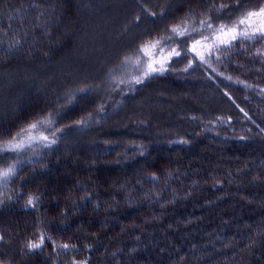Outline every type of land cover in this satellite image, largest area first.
Returning a JSON list of instances; mask_svg holds the SVG:
<instances>
[{"label": "rangeland", "instance_id": "1", "mask_svg": "<svg viewBox=\"0 0 264 264\" xmlns=\"http://www.w3.org/2000/svg\"><path fill=\"white\" fill-rule=\"evenodd\" d=\"M237 1L238 3L234 7L245 6L243 3L247 2L246 0H242L243 2L240 3L239 0ZM142 2L147 3L148 9L152 11L151 13L143 7ZM255 2L248 11L258 10L259 7L264 6V0H256ZM214 3L220 4L216 7ZM231 3L232 0H0V145L5 144L12 137H15L18 132L37 120L51 116L52 120L57 123V125L50 124L34 130L32 135L35 139L31 142L30 147L26 146L20 152L5 151L0 153V171L6 170L9 166H14L15 170L20 169L21 171L23 168L29 170L26 176L21 175L24 177L21 180L7 178L4 179L5 183L0 184V212L9 205L16 206L19 201H21L19 202L20 205L28 204L29 198H32L33 204L28 205L36 206L37 224L33 223L38 226V224H42L40 207L37 206L39 201L36 204L37 198H39L45 202L42 209L46 207L45 210L48 211L47 221L50 224L51 221L49 220L52 218L50 209L53 208V203H55L54 200L48 201L50 199L49 192H52L51 189L47 190L48 186H44L45 192L42 190L39 194H35L34 190H27L25 193V189L21 188L24 187L26 181L35 180L36 169L43 167L41 164L43 158L51 155L58 159V157H65L67 153L78 151V153L75 152L77 158L75 160L78 163V159H81L80 154L83 151L85 158L89 155L92 157V159L87 158L88 161H85V163H90L88 165L93 167L90 174H95V168L98 167L96 165L102 163L103 157L100 155L101 150L96 152L95 148L97 147L92 148L94 143L90 138L100 130L99 127L108 126L111 122L124 123L136 111L139 112L138 114L148 112L149 116L155 117L156 112L165 113L176 107L173 111L175 116L178 113L177 107L179 105L181 107L179 103L187 101L183 100L185 97L184 90L186 89H182L180 93L176 91L184 87L173 88L176 87L175 85L178 84L177 81L180 79L178 67L171 65L173 72L170 79L167 78L166 72L169 70L168 65L179 60L182 56L187 60L183 69L190 65L193 66L196 59V62L205 65L211 73L210 76H215L219 82L224 81L226 84L237 87H241L242 84L246 86L248 91L245 88L243 89L247 96L245 100L251 99L249 95L254 89H256L260 98L264 97V85L262 83L242 77V74L234 68V70L230 69L229 71L224 69L226 66L223 64V59L231 55V51L228 52L229 47L242 43L240 47L250 51L252 47L263 41L262 39L249 40L240 37L231 41L230 45L220 43L222 40L231 39L232 32L230 29L233 24L228 18L234 11L231 10ZM221 4L225 5L222 9ZM137 9H140L141 14L143 13L140 20L136 18L139 16L136 14ZM121 14L123 18H120ZM201 15L203 16L201 17ZM201 21H207L212 27H207V24L202 25ZM221 26H227V28L223 32H219L218 29ZM258 26L259 21L253 18L250 25H238L237 30H247L251 34L253 28ZM174 27L178 28V31L186 30V34H173L171 30ZM205 36L208 37L207 40L203 39ZM137 37L139 38L136 39L135 47L138 54L130 58L122 55V49L132 46L130 45L131 42ZM143 40L144 42H142ZM156 41H159L157 47L147 49L146 53L140 51V47L146 42ZM195 41H200V44L195 45L196 52L202 53L208 61L207 63L201 62L192 51ZM216 45H219V47ZM96 48L99 50L95 51ZM173 49L179 52L180 55H172ZM224 49H228L227 54L221 55L220 53ZM120 59L124 61L126 66L120 62ZM149 62H153L154 67H160L163 64V72L144 77L143 72ZM242 62L246 63L247 59H243ZM73 63H78V66H85V68L72 65L76 69H71L70 65ZM120 63L123 67L119 69V73H116ZM248 64L251 66L250 63ZM103 69H107L105 73ZM83 73H86V75L83 76ZM79 75L84 79L79 80ZM137 78H140L142 82L136 83ZM163 78L167 79L163 80ZM158 79L161 80L156 81ZM125 84L127 90L124 88ZM223 88L226 93L222 96L216 94L211 97H197L205 99L202 100V104H199V109L212 110V108H215L217 113L211 112L207 120V122L212 123V126L220 128L219 125L225 123V130L232 131L231 135H235L244 141L255 139L253 142V144L256 143V150L253 151L255 160L253 158L252 161L255 162V166L264 165V150L262 149V145H264V127L257 120H253L254 118L248 108L241 104L238 105L236 101V104L232 103V105L242 115L240 113L235 114L237 115L236 120H232L230 123L232 116L225 114V112L228 111L229 97L233 98V95L230 90L224 86ZM142 90H148L149 93L153 91L154 93L152 96L141 98V93H136ZM125 92L131 94L133 98V106H131L132 110L130 112L123 110L122 107L116 109L113 105L114 102L121 101V95ZM170 97L173 102H171ZM164 100H167V102H163ZM22 114L24 115L22 116ZM194 115L192 114V116ZM174 116H171V118L174 119ZM99 117L101 118L99 119ZM249 121L254 125H251ZM160 122L156 124L153 121L151 123L156 124V127L159 128ZM49 128L51 131L48 130ZM163 129L161 130L163 131ZM225 130L223 134H229ZM156 132L160 133L159 131ZM43 136H47L48 140L42 139ZM182 137L178 136L176 140ZM171 138L168 141H171ZM52 140H55V143H51ZM25 143L27 144V141ZM124 144L126 142L120 146ZM47 145H49L48 149L41 152L40 150L45 149ZM117 150L119 151L118 148ZM136 150L140 152L138 149ZM112 153L116 157V154ZM172 153L170 156L176 159L171 158L168 164L173 167L176 166L177 170L180 166H183L184 169L187 168V175L196 171L187 177L190 182L185 185V188L189 191L198 188L197 195L188 202L189 200L185 198L187 197L186 193L189 191H183L176 196L177 201L167 198L158 208H152L149 205L138 208L136 206L137 213L141 212L138 214L144 216L137 214L124 217L125 219H117L116 226L108 215L118 206L113 209V207L108 208L107 205L101 212L95 208L96 215L100 214L103 217L100 220L102 227H98V231L110 232L116 230L119 226L123 227L120 228L121 231H124L125 228L136 229V227H139L138 232H140L142 230L141 226H143L142 223L151 225V228L145 231L148 235L146 239L147 248L155 244L157 247L154 248L153 246L154 249L150 254L157 257L162 256L165 261L171 264L177 262L178 258L181 257L189 260L185 264H203L201 260H195L198 257L197 254L192 255V260H190L188 254L186 256L177 255V242L181 245H187L186 239L192 237L196 238L195 240L198 243L196 245H199L198 240L200 239L198 236L202 241L207 236L212 237L215 242L220 243H217L220 250H229L234 245H245L244 247L248 250V247L252 249L256 246L255 242L264 243V228L257 229L255 233L251 232L252 235L248 234L246 237L239 238L237 236V239L235 236L237 231L232 232L231 227L225 229L219 223H213V225L211 221L206 223V208L209 206L211 209H216L215 203L219 202L218 204H221L222 201H214V199L206 201L207 198H204V196H208L210 193L211 196L217 194L218 199L223 194L228 198V202L237 208L240 213V221H238L240 224L238 226H243L244 231H247L252 224L260 222L257 218H252L249 210L244 213L240 212L257 203L256 201L254 203V194L251 193L257 190L249 186L254 178L249 175L245 168L236 166L240 165L238 159H235L232 155L228 156L226 157L227 161L234 166L226 163L221 167L219 163H214L218 157L222 156L218 152L211 154L214 160L211 163L213 165L204 161L200 150L191 154L190 158L184 156L181 148L172 151ZM179 153H181L180 156L177 155ZM258 153L260 158H258ZM77 154L80 155L79 158ZM123 154L122 152L120 157ZM114 156L110 155L111 158H115ZM230 166L234 167L229 172L231 175L222 176L225 169ZM208 170L214 178L212 176L206 178L208 177ZM163 171L160 167L158 168L159 173H163ZM52 172L51 170L50 173ZM183 173L185 174V172ZM187 178L186 180H188ZM87 179L89 180V178ZM233 180H239L243 183L245 191L250 192L249 195L246 192L243 194L235 192L231 188V185L234 184ZM19 181L22 185L16 187ZM90 183H94V186L99 184L96 180L91 182V179ZM201 184L208 186V188L201 190ZM216 185H220L221 190L217 191ZM261 185L264 186L262 183ZM261 185L255 186L260 189ZM154 192L152 189L146 191L151 196L154 195ZM42 193H44L43 196H40ZM54 193L56 195L60 194L56 190H54ZM20 195H23V197ZM51 198L53 199L52 196ZM117 201L113 200V203H117ZM108 202L111 204L109 200ZM261 204L264 209V201ZM131 205H134V203ZM158 215L159 217H157ZM73 216L75 217L77 214L73 213ZM119 216L121 215L118 212L116 218ZM134 217H137L136 220L138 217L140 219L126 225V219L132 220ZM67 219L72 218L69 216ZM263 219L264 216L262 221ZM61 224L66 223L62 222ZM85 224H88L87 227L84 226ZM125 225L126 227H124ZM91 227L89 223L82 222L77 229L88 234ZM47 228L53 229L50 225ZM176 234H179V241L174 242L171 236ZM251 238H253L252 241ZM128 239L127 244H130L124 245L121 243L122 246L118 247V252L122 250L121 252L124 255H134L136 251H141L145 247L146 243L141 235H136L134 239L128 237ZM44 241L47 240L44 239ZM36 242H39V240ZM203 243L200 246L204 248L205 252L209 250L210 255L214 248L213 245L208 241ZM95 248H98V250H95L96 252H100V243H95ZM185 248L187 249V246ZM2 250L3 248L0 246V264H12L8 261L9 259L4 258ZM108 253L110 254L109 251ZM114 253L115 250L110 255L114 256ZM25 257L22 259L28 262L27 256Z\"/></svg>", "mask_w": 264, "mask_h": 264}, {"label": "trees", "instance_id": "2", "mask_svg": "<svg viewBox=\"0 0 264 264\" xmlns=\"http://www.w3.org/2000/svg\"><path fill=\"white\" fill-rule=\"evenodd\" d=\"M240 2H243V1L239 0V3ZM232 3L233 5H236L238 1L232 0ZM255 3L256 2L250 4L246 9H250ZM219 4H215L216 7H218ZM231 10L233 11L234 9H231ZM202 16L203 15H201V17ZM262 40H263L262 42H259L260 44H258L255 47H252L250 51H246L244 50V47H240L242 43L239 45H233L229 47L228 52L230 53L231 51L230 53L231 55L223 59V64L224 66H226V67L223 66L224 69L227 71H229L230 69L231 70L235 69L238 73L242 74V77H245L255 82L262 83L264 85V56H263L264 55V39ZM246 47L247 46L245 45V48ZM226 58H230L231 60L228 61L226 60ZM243 59H247V62L243 63L242 62ZM186 61L187 60L185 59V57L182 56L179 60L173 62V65L178 67V70L180 71L179 73L180 77H185L186 75L191 76L192 74V72L182 71ZM248 63H250L251 66ZM82 68H85V67H82ZM174 70H177V69H174ZM172 72H173V69L170 71V75L169 74L167 75V78L170 79L172 77L171 76ZM198 73L200 75L199 77L202 78L200 82H196L192 78L187 79L188 84L190 85L194 84L193 85L194 88H197L196 90L194 89L196 93L195 97L203 98V96L201 95L202 93H206L210 97L216 94H220L221 96L223 95L218 91V89L216 90L211 89V85L213 86L215 85L212 82H210V80L207 78L206 75L204 76V74L200 72ZM166 79L163 78V80H166ZM181 79L183 78H180L177 81L178 84L175 85L176 87H173V88L176 89L178 87L179 89V86L184 87L180 81ZM159 80L161 79H158L156 81H159ZM220 83L222 86H224L226 89L229 90V88L226 87L223 84V82H220ZM182 89L184 88H181L177 90L176 92L181 93ZM184 91H185L186 97L187 96L191 98L193 97L188 90H184ZM210 91L211 93H209ZM150 92L152 93L143 94L141 98H146L149 95L152 96L154 92L153 91H150ZM136 94H138V92ZM238 94H239V99L236 98L237 101L242 106L248 108L252 117L254 118L253 120H257V122L260 125L262 124V126L264 127V97L257 98L254 96L253 98H251L252 100L251 99L245 100L241 97V93H238ZM121 98H122L121 101H116L114 102L113 105L116 107V109H119V108L121 109L122 107L123 110H126V111L128 110L130 112V110H132L131 106H133L132 105L133 98L131 97V94L121 95ZM170 100L171 102H173L172 98ZM163 102H167V100H164ZM185 102L186 103L181 104V106L188 104V101H185ZM175 108L176 107H174L173 110L170 109L168 112H165V113L156 112V115H159V114L162 115L159 117L149 116L148 112H141L140 113L141 115H140L138 114L139 112L136 111L132 113L124 123L123 122L121 123L111 122L108 125V127H118V125H120L121 127H123V130L125 132L131 133L132 131L138 132L139 129L143 127V125H145L146 123H150L151 130H153L154 132L156 131L162 132L161 127L158 128L154 126L151 122L154 121L155 123V119H157L158 121H161V123L174 122V119L171 118V116H174L173 111L175 110ZM177 109L179 108L177 107ZM203 109L205 110L207 108H203ZM182 112H184L185 115L188 114L187 110L183 109ZM23 115L24 114H22V116ZM114 115H116V113H114ZM249 123L251 125H254L251 121H249ZM100 132L101 130H98L97 133L99 134ZM226 132L229 133V134H224L227 138H230V139L238 138L235 135H231L232 131L227 130ZM216 133H217L216 135H222V133L220 132H216ZM165 137L167 141H165L162 144H154L153 148L151 149L149 148V146L147 148L148 142H146L143 139H139L140 144H139L138 151H140L139 153L147 151L145 152L147 155L151 152V156L147 158L156 157V159L152 161L154 162V164L152 163L148 164L149 171L151 172V175L153 177L158 178V179H161L163 177V173L158 172L159 167L161 170H164L161 166V163H163L166 167L171 169L173 172L176 170L173 176L177 178L179 177L177 167L175 166L172 167L170 164H168V161H171L170 160L171 158L172 159H176V158L170 155L166 157L165 152H164V149H166L167 143L169 142L168 140L170 139L166 135ZM130 140L132 139L130 138ZM178 144H182L183 147L188 148L187 154L186 152H183L184 156L188 158H190L191 154H194L193 149L196 150L195 152L199 151V149H197L194 143V140L189 138L187 135L183 136L181 139H178L174 143L173 147ZM110 145L111 144H108L107 146L109 147ZM123 146H125V144ZM109 148L112 150L110 155L114 156V154L112 153L114 152L117 157L120 156L121 153L119 154L117 150L118 148L119 151L121 152L120 148L122 149V147L120 145H117L113 148V144H112ZM96 149L97 148H95V151ZM122 152L126 154L123 151V149H122ZM180 154L181 153L177 155L180 156ZM80 155H81V161H83L85 158L84 152L82 151ZM80 155L77 154V156H80ZM138 155L139 154H137V156ZM71 157L69 156V157H61V158L58 157V159L56 158L49 159L48 161H46L45 165L43 164V167L38 168V170L36 169L35 180L31 182L26 181V184L24 185V187L23 186L21 187L25 189V193L27 190L28 191L34 190L35 194H39V192H42V190L43 192H45L44 186H48L47 190L49 188L51 189L52 192H49L50 199H48V201L54 200L55 203H53V208L50 209L51 217H52L49 220L51 221L50 224L47 221L48 211L45 210L46 207L42 209V206L44 205L43 203L45 202H43L39 198H37L36 204L39 201V204H37V206L40 207L39 209L41 212L40 216L42 217L41 218L42 224L40 225L38 224V226L35 225L37 221V213L35 211L36 206L32 207L28 204L20 205L19 202L21 201H19L16 204V206L9 205V207H4V209L0 212V237H2V239H0V246L3 248L2 253L4 255V258L9 259L8 261H10V263L12 264H80V262L86 261V264H102V263H105V264L119 263L120 264V261H121L122 264H125L124 259L126 255H124V253L121 252L122 250L118 252V247L122 246L121 243L124 245H129L130 243L127 244V242L129 241L128 237L133 238L136 235H141L142 239L146 243V239L148 238V235L145 232V230L136 232L139 229V227L138 228L136 227V229L134 228L126 229L125 228L124 231H121L120 229L121 227L118 226L116 230L114 229L110 232L98 231V227L99 228L102 227V223L100 222V220H102L103 217H101L100 214L96 215L95 211L100 210L101 212L102 209L106 207L107 205H108V208L113 207V209L115 208V206H118V208L112 210L110 215H108L110 217V220L116 226L115 222L117 221V219H121V218L123 219L125 217L122 215L123 212L121 210V207H122V201H124L123 199L127 195V192L124 187L122 188L123 189L122 191H118L117 189L122 184V181L120 180L119 175H117L118 174L117 168L111 167V166H108L107 168L103 165H97L98 166L97 168L94 167L96 170L95 174H90V171L92 170V168L88 170L82 168L80 163H77L75 160L76 155L74 156V158H71ZM147 158H144V159H147ZM86 159L87 158H85V160ZM144 159H141V160H144ZM98 160L100 159L98 158ZM139 162H140V159H138L137 157L135 159L128 158L127 160V163L129 164H137L140 166L141 163ZM149 162L151 161L149 160ZM51 170L53 171L52 173H50ZM185 170L187 171V168ZM208 171L209 173H211L210 170ZM209 173H208V177L206 178H210V176L214 178L213 174H209ZM183 176L185 177V175ZM87 178H89V180ZM90 179H91V182H93V180H96L99 182V184L94 186V183H90ZM112 183H113V186L112 188H110L111 185L109 186V184H112ZM17 184L18 185H16V187L22 185L20 184V181ZM77 186H80V187H77ZM216 186L221 187L220 185H216ZM133 188H135V190H139V188L136 186H134ZM207 188L208 186L201 184V190H206ZM54 190L58 191L60 194L56 195L54 193ZM77 190L82 191L84 193L82 195L75 196L74 193H76ZM130 190H133V189L131 188ZM197 190L198 188L195 190V192ZM195 192L193 191L187 192L186 193L187 197L185 199L189 200L188 202H190L191 199L197 195V192L196 193ZM255 192H257L260 196L263 197V192L261 191V189ZM255 192H252V193L254 194ZM43 194L44 193H42V195L40 196H43ZM20 196L23 197V195H20ZM51 196L53 197V199L51 198ZM137 196H135L133 200V203L135 205L134 208H136V206L137 208L140 206H143V203L147 202L146 198L140 197L138 194ZM253 197H254L253 201L255 203L256 195H254ZM204 198H207L206 201L213 200L211 196H204ZM150 199H153V198L149 197L148 200ZM227 199H228L227 197H224L222 201L220 200L221 204H225L223 208L227 209L224 212H221L222 210L217 211L214 208L213 210L209 206L206 208L207 210L205 212L206 213L205 216L207 218L206 223L210 221L212 222V225L213 223H219L225 229L228 227H231L232 232L235 230L237 231V233L235 234L237 239H238L237 236H239V238L246 237L248 234L252 235L251 232L255 233V230L257 229L260 230L264 228V219L262 221V217L264 216L263 215L264 209L262 208L261 202L257 201L256 204L251 205L250 207H247L244 211H240L244 213L247 210H249L250 213L252 214V218L253 219L257 218L260 221L257 224H254V225L252 224L253 227H250V230H248L249 228L247 229V231H251V232H248L246 234V232L244 231L245 229L242 226H238L240 224L238 223V220L240 219V213H239V217H236V215L234 217V209L231 207L232 204L227 203L228 202ZM262 199L264 200V198ZM100 200H102V202H100ZM108 200L111 202V204L108 202ZM113 200H118V201L117 203H113ZM240 207L242 206L240 205ZM95 208L97 209L94 210ZM118 212L120 213L121 216L116 218V216H118ZM73 213L77 214V216L74 217ZM69 216L72 219L70 220L67 219ZM114 218L116 219L114 220ZM62 222L66 224H61ZM82 222L89 223V226L93 227V228L91 227V230L88 231V234H85L83 231H80L79 229H77L78 225H80V223ZM126 222H127L126 225L128 224L130 225L132 224V222H135V221L126 219ZM28 224H30V226H28ZM142 224L145 225V223H142ZM48 225H50V227H53V229L51 230L48 229L47 228ZM87 225L88 224H85L84 226L87 227ZM30 227H32V229H30ZM62 232H66V233H62ZM40 236H44V238L47 241H44L42 247L39 249H35V250L30 249L28 247L29 243L36 242L37 240H39ZM250 240L252 241L253 238H251ZM95 243H100V249H99L100 252L95 251V250H98V248H95ZM63 244H68L69 247L62 248L61 245ZM255 244H256L255 247H253L252 249L251 247L250 249L248 247V250L246 247H244L245 245L244 246L243 245L232 246V248L228 250L231 263H234V264H264V243L261 244V242L258 241V243L255 242ZM153 246L154 248L157 247V245L155 244V245H152V247L147 248V243H146L145 247L141 251L135 252L134 257L137 255L146 254V252L150 251L151 248H153ZM10 248H13L14 250L12 251V249L10 250ZM114 250H115L114 256H111L110 254ZM108 251L110 252V254L108 253ZM25 256H27L28 262H25L22 259V258H26ZM161 258L163 259V257ZM2 260L4 259L2 258Z\"/></svg>", "mask_w": 264, "mask_h": 264}, {"label": "bare ground", "instance_id": "3", "mask_svg": "<svg viewBox=\"0 0 264 264\" xmlns=\"http://www.w3.org/2000/svg\"><path fill=\"white\" fill-rule=\"evenodd\" d=\"M246 1H247L246 3H243V4H245V6L234 7V5L232 3L230 4V5H232V9H234L233 13L229 15V20L232 24L234 21H238V19L246 11H248V9H246V8L250 4L255 2L256 0H246ZM142 5L146 10H148V12H150V13L152 12L148 9L147 3L142 2ZM136 14L139 15L136 18H139V20H140V17L142 18V14H143V13L141 14L140 9H137ZM120 18H123L122 14H121ZM139 37L135 38L131 42L130 45H132V46H129V47L127 46L126 48L122 49V52H121L122 55L127 56V58H130L133 55L138 54V51L135 47V43ZM142 42H144V40ZM249 46H250V44H249ZM94 50L97 51L99 49L96 48ZM227 51H228V49H224L220 54L221 55L227 54ZM194 59H195V57H194ZM226 60L230 61L231 59L226 58ZM120 62H122L126 66V64L124 63L123 60H121ZM173 62L170 65H168L167 68L169 70L166 72V76L168 74H170V71L172 70L171 65L173 64ZM68 65H66V66H68ZM72 65L73 66L76 65V67H77L78 63H73L70 65L71 69H76V68H73ZM118 65H119V67L117 68L116 73H119L120 72L119 69H121L123 67V65H121V63ZM82 67H85V66H81V65L78 66V68H82ZM106 70L107 69H103V72L105 73ZM182 71L192 72L191 76L185 74L186 75L185 77H180V78H183L180 81H181L182 85L184 86V89L188 90L193 97L192 98L189 96L184 97L183 100H187L188 104L183 105L181 107H178L179 108L178 113L175 114V116H174V122H172V123H169V122L161 123L160 121L155 119V123L157 124L158 122H160L161 125L159 124V127H161L162 129L164 128L163 131L165 133L163 131L160 132L159 134L157 132H154L153 130H151L150 123H146L145 125H143V127L141 129H139L138 132L132 131L131 133L125 132L123 130V127H121L120 125H118V127H108V126L104 125V127H99L101 130V132L99 134L96 133L93 135L92 138H90L92 143H94V146H92V148L97 147L96 152L98 150H101L100 155L103 157V161H102V163H99V165H103L107 168H108V166L115 167L118 170L117 175H119V178L122 181V184L117 189H118V191H122L123 190L122 188L124 187L126 192H127V195L123 199L124 201H122V207H121V210L123 212L122 215L125 216V218L128 216H135L138 213H141V212L137 213V209L134 208V205H131L133 203L134 197L137 196V194L140 197H144L147 199V204H146V202H144L143 207H146L147 205H149L152 208H158L162 203L165 202V200L167 198L176 200L177 199L176 196L178 194H180L183 191H186V192L189 191L185 188L186 187L185 185L188 182H190L189 178H187V177L196 172V171H193L189 175H187L186 174L187 171L184 169V167L180 166L178 169L179 177L175 178L173 175H174V172L176 170L173 172L171 169H169L163 163H161V166L164 169L163 177L161 179L153 177L151 175V172L149 171L148 164H150V163L154 164V162H152V161H154V159H156V157L155 158H152V157L147 158V157L151 156V152L148 155L145 153L147 151H144L141 153L137 152L136 149L139 148V144H140L139 139H143L146 142H148L147 148L149 146V148L151 149V148H153L154 144H162L165 141H167V139H165L166 138L165 135L168 136L169 138L174 136L171 138V141H169L167 143V147L164 150L166 157H168L171 154V151H176V150H178V148H181L183 150V152L188 153V148L183 147L182 144H178V145L173 147L174 143L177 141L176 140L177 137L178 136H185V134H186L189 138L194 140V143H195L196 147L200 150L202 156L204 157L205 162H208L211 164L214 161L213 157H211V154H213L214 152H218L222 156L218 157L214 163H219L221 167H222V165H225L226 163L229 165H232L230 162L227 161V158H226V157L232 155L235 157V159H238L240 162V165H236V166H238L239 168H241V167L245 168L247 170V172L249 173V175H251L254 178V180L251 181V183H249V186H251L253 189L259 190V188H257L256 186L261 185V183L264 184V165H261V166L256 165L255 166V162L252 161L253 158L255 160V154H253V151L256 150L255 149L256 143L253 144L255 139L250 140V141H244L241 138H235V139L227 138L223 134V132L225 130V123L219 125L220 128H217V127L212 126L211 125L212 123L207 122L208 115L211 112L217 113V111L215 110V108H212V110L199 109V104L202 102V100H205V99H199V98L195 97L196 93H195L194 89L196 90L197 88H194V86H193L194 84L190 85L187 83V81H188L187 79H189V78L194 79L196 82H200L202 79L201 77H199L200 75L198 72H200V73L204 74V76L206 75L207 78L210 80V82H212L216 86L215 87V86L211 85L212 90L218 89V91L221 94H224V93H226V91L224 90L223 86L219 82L218 78H215V76H213V75L210 76L211 73L208 70V68L201 63H197L196 59H195V63L193 66L190 65V66L186 67V69H183ZM196 71H198V72H196ZM85 75H86V73H83V76H85ZM78 79L80 80V79H84V78L79 75ZM222 82L226 87L229 88L231 94L233 95V98L229 97L231 104L228 102V104H229V107H227L228 111L225 112V114H230L232 116V119L230 121V123H231L232 120L233 121L236 120L237 115L240 113V111L235 106H233L232 103H234V105L236 104V102L238 103V105L240 104L237 101V99H239L238 93H241V97L243 99H245V97H247L245 95V91L243 90L244 88L246 89V86H244L242 84L241 87L240 86L237 87V86H233L231 84H226V83H224V81H222ZM124 88L126 90L128 89L126 84L124 85ZM142 91L138 92V94L141 93L140 96H143V94L149 93L148 90L143 91V93H142ZM135 93H136V91H135ZM200 93H202V92H200ZM209 93H211V91ZM125 94H126V92L123 95H125ZM201 95L203 97H210L206 93H202ZM254 96L257 98L260 97V95L258 94L256 89L252 90V93H250V95H249L250 98H253ZM194 99H195V102H194ZM184 102L185 101H183L182 103H179V104H183ZM183 109L188 111L187 115H185L184 112H182ZM193 113L195 114L194 116H192ZM235 114H237V115H235ZM159 116H161V115L160 114L155 115V117H159ZM101 117H99V119ZM51 124L57 125V123L54 120H52ZM156 124H153V125L156 126ZM48 130H50V128ZM217 131L222 133V135H216ZM115 138H116V140H115ZM130 138L132 140H130ZM134 139H135V141H134ZM124 142H126L125 146H121V147L126 154H123L121 157L120 156L119 157L114 156L115 158H111L109 155H110L112 150L107 145L113 144V148H114L115 146L118 145L115 143H119L121 145ZM259 144H262V143H259ZM262 146H263L262 149L264 150V145H262ZM48 147H49V145H47L45 147V149H41L40 151L41 152L45 151L48 149ZM122 149L120 148L121 152L118 151V153H122ZM105 150H107L108 152H106ZM195 151L196 150L193 149V152H195ZM75 152L78 153V151H75ZM75 152L73 151L71 153H67V154H65V157H69V156L71 157L72 156L71 158H74V156L76 155ZM137 154H139V155L137 156ZM129 157L131 159L132 158L135 159L136 157L138 159H140V162H139V163H141L140 166L137 164L127 163V160ZM51 158L54 159L55 157H52L51 155L45 156L41 162L42 166H43V164L45 165L46 161H48ZM78 158H79V156H78ZM87 158L92 159V157L90 155L87 156ZM144 158H147V159H144ZM258 158H260L259 153H258ZM141 159H144V160H141ZM149 160L151 162H149ZM85 161H88V160L84 159L83 161H81V159H78V163H80L82 168H84L86 170L93 168L91 165H88V164H90L89 162L85 163ZM168 162H170V161H168ZM236 162H238V161H236ZM211 165H213V164H211ZM232 166H234V165H232ZM232 166H230L228 169H225V173L224 174L222 173V176L223 175L224 176H226V175L230 176L231 174L229 172L232 168H234ZM182 169H184V170L182 171ZM183 172H185V174ZM28 173H29L28 168H23L21 171H20V169H16L14 171V174L10 175L8 177V179L11 178V179L21 180L22 178H24L21 175L26 176ZM209 174H211V173H209ZM183 175H185V177ZM186 178L188 180H186ZM233 181H234V184H232V185L230 183L229 184L231 185V188L235 192L241 193V194L246 192L245 186L243 183L239 182V180H237V181L233 180ZM253 182L256 186L254 184H252ZM2 183H5L4 179H2L0 181V184H2ZM110 185H111L110 188H112L113 183L109 184V186ZM134 186L138 187L139 190H135V188H133ZM261 186L262 187L260 189L263 192V197L260 196L257 192H255L254 195H256V197H255L256 202L259 201V202L263 203L264 200L262 198H264V186L263 185H261ZM131 188L133 190H130ZM146 188H147V190L148 189L154 190L155 191L154 195L151 196V194H147ZM219 189L221 190V187H217V191H219ZM194 190L195 189L193 188L190 191L195 192ZM83 193L84 192L77 190L76 193H74V195L75 196L76 195H82ZM248 193H250V192H248ZM248 193L246 192L247 195H249ZM124 194H125V192H124ZM208 196H211V193L208 194ZM149 197H154V198L148 200ZM211 197H212V199H214V201H216V200L220 201L225 196H223V194H222V197L218 199V195L215 194L214 196H211ZM227 203L230 204L229 202H227ZM215 205H216L217 211L222 210L221 212H224L227 210V209L223 208L225 204L215 203ZM231 207L234 209V217H235V215H236V217H239L238 210L232 205H231ZM138 215H141V214H138ZM141 216H144V215L142 214ZM157 217H159V215ZM135 218H137V217H134L132 220L137 221L138 219H140L139 217L137 220ZM238 221H240V219ZM132 223H134V222H132ZM124 227H126V226H124ZM250 227H253V225ZM121 228H123V227H121ZM149 228H151V225L145 224V225L141 226V229L145 230V231L148 230ZM139 229L136 232H138ZM245 232L247 234L248 232H251V231H245ZM179 234L171 236L172 239L174 240V242H176L179 239ZM227 235H229V234L227 233ZM198 238L200 239V240H198L199 245H196L198 243L196 242L195 237L186 239V242L188 243L187 245H181L179 242H177V246H176L177 255L178 256H186L188 254L190 260H192V255L197 254L198 257H196L195 260H198V261L201 260L203 262V264H234V263H231V259L229 257L228 250L227 249L220 250V248L218 246V244H220L219 242H215L212 239V237H208V236L203 241L200 238V236H198ZM133 239H134V237H133ZM206 241H208V243H210L214 247L213 251L210 252L211 253L210 255L208 253L209 250H207L206 251L207 253H206L204 251V248L201 247L204 244L203 242H206ZM186 246H187V249L185 248ZM215 248H216V250H215ZM153 249L154 248H151V250L147 251L146 254H144V255H137L135 257H134V255H126L125 259H124V263L125 264H139V263H141V264L142 263L143 264H171V263L165 261L164 259H162L161 258L162 256L157 257L154 255H151L150 253ZM134 258H135V260H134ZM134 261H136V262H134ZM186 262H189V260L187 258L181 257V258H178L177 262H175L174 264H185ZM117 264H119V263H117ZM120 264H122L121 261H120Z\"/></svg>", "mask_w": 264, "mask_h": 264}, {"label": "snow or ice", "instance_id": "4", "mask_svg": "<svg viewBox=\"0 0 264 264\" xmlns=\"http://www.w3.org/2000/svg\"><path fill=\"white\" fill-rule=\"evenodd\" d=\"M225 5H221V9L224 8ZM253 18H255L257 21H259V26L253 28L251 34L247 30H240L238 31V25H250V23L253 21ZM201 24H207V27L211 28L212 25L208 24L207 21H201ZM227 28V26H221L220 29H218L219 32H223L224 29ZM172 33L177 34V35H185V31H178V28L174 27L172 28ZM232 32L231 39L230 40H222L220 41L221 44H226L230 45L231 41H234L240 37H243L245 39H264V6L259 7L258 10H249L246 11L239 19L238 21H234L232 28L230 29ZM204 40H207L208 37H203ZM159 44V41L156 42H146L140 47V51L146 53V50L149 48H155ZM200 44V41H195L194 46L192 48V51L196 54V56L200 59L201 62L207 63L208 61L205 59V56L200 53L196 52V47L195 45ZM219 47V45H216ZM211 54V52H209ZM172 55L179 56L180 53L175 51L174 49L172 50ZM170 58V57H169ZM163 64H161L160 67H154L153 62H149L146 65V69L143 72L144 77H149L153 73L163 72ZM229 79H231L229 77ZM136 83H141V79L137 78ZM52 123V118L51 116L45 117L44 119L37 120L33 123H30L26 128L22 129L20 132L16 134L15 137H12L10 140H8L5 144L0 145V153L5 152V151H15V152H20L22 151L26 146L30 147L31 142L35 139V137L32 135L33 131L38 129L39 127L42 126H48ZM55 131V130H54ZM42 139L45 141L48 140L47 136H43ZM27 141V144L25 143ZM51 143H55V140H52ZM14 166H9L6 170L0 171V179H7L10 175L14 174ZM28 204H33L32 198H29ZM2 239V237H0ZM44 236L39 237V242H32L29 243L28 247L32 250L39 249L42 247L44 243ZM62 248H68V244H63L61 245ZM80 264H86V261L80 262Z\"/></svg>", "mask_w": 264, "mask_h": 264}]
</instances>
